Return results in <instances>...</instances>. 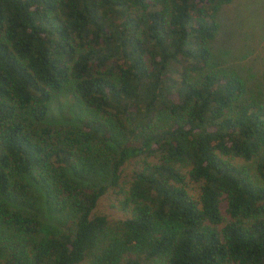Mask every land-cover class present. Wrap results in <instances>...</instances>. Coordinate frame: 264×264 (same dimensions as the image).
<instances>
[{
  "label": "trees",
  "instance_id": "1",
  "mask_svg": "<svg viewBox=\"0 0 264 264\" xmlns=\"http://www.w3.org/2000/svg\"><path fill=\"white\" fill-rule=\"evenodd\" d=\"M231 1L0 0V264H264V101L212 50Z\"/></svg>",
  "mask_w": 264,
  "mask_h": 264
},
{
  "label": "rangeland",
  "instance_id": "2",
  "mask_svg": "<svg viewBox=\"0 0 264 264\" xmlns=\"http://www.w3.org/2000/svg\"><path fill=\"white\" fill-rule=\"evenodd\" d=\"M221 29L212 42L215 61L238 72L250 90L264 101V0H232L219 10ZM75 103L70 91L62 90L51 103L47 114L50 125L68 123L75 116ZM237 165L244 164L253 173L257 157L250 160L233 158ZM127 164L120 175L125 185L131 173ZM188 190L197 194V184L188 181ZM122 193L119 186L108 187L98 199L94 212L105 215L108 222L126 215L121 208ZM48 226L54 223L45 222ZM81 264H89L86 258Z\"/></svg>",
  "mask_w": 264,
  "mask_h": 264
}]
</instances>
